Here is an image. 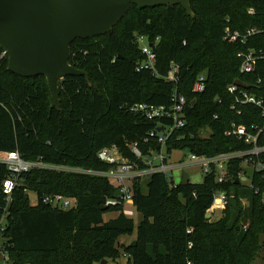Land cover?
Masks as SVG:
<instances>
[{
	"label": "trees",
	"instance_id": "16d2710c",
	"mask_svg": "<svg viewBox=\"0 0 264 264\" xmlns=\"http://www.w3.org/2000/svg\"><path fill=\"white\" fill-rule=\"evenodd\" d=\"M190 5L193 18L181 6L131 5L107 35L75 40L70 64L88 79L67 77L59 84V110L50 107L46 79L9 73L0 49V153L106 171L97 154L116 146L134 161L129 145L136 144L143 156L159 151L161 145L150 134L169 121H149L129 109L138 104L170 107L174 89L186 100V123L167 140L169 155L178 150L214 157L249 150L231 125L255 133L251 127L263 128L264 119L256 106L236 102L243 88L236 94L228 88L240 81L248 86V95L264 101V0H191ZM226 26L261 33L245 45L230 44L223 39ZM137 35L156 54L159 76L172 65L179 68L176 83L136 70L144 58ZM244 51H254L258 58L250 74L239 72L238 54ZM200 76H205V88L195 94L193 84ZM258 145L264 146V134ZM243 168L242 159L230 161L222 183L214 173L198 184L181 185L162 174L136 182L132 205L141 220L135 226L105 178L31 170L16 176L7 200L2 182L10 173L0 163V264H94L122 255L126 264H253L264 237V178L254 173L247 186L238 179ZM29 192L36 195L34 205ZM217 193L226 197L222 217L206 220ZM55 196L75 199L77 206L53 209L44 200ZM109 212L118 217L105 222ZM134 233V247L119 243Z\"/></svg>",
	"mask_w": 264,
	"mask_h": 264
},
{
	"label": "built area",
	"instance_id": "2783aa9c",
	"mask_svg": "<svg viewBox=\"0 0 264 264\" xmlns=\"http://www.w3.org/2000/svg\"><path fill=\"white\" fill-rule=\"evenodd\" d=\"M252 14L250 10L248 12ZM261 33V31L250 28L243 32L232 31L229 26H226L223 32V39L230 44L245 45L249 39ZM135 43L139 47L143 60L136 64V70H147L155 74L156 77L163 79L166 82L176 83L178 79L179 68L172 65L165 76H159L156 72V54L152 50L150 44L143 36H135ZM254 51L240 52L238 58L240 59V74H250L254 71L258 58ZM260 58V57H259ZM205 76L197 78L193 84L192 91L195 94L201 93L205 88ZM239 87L235 84L229 86L228 92L230 94H236ZM172 105L170 107L153 106L148 104H138L129 109L130 113L144 117L149 121L153 120H167L169 125L165 127L157 128V132L150 134V137H156L157 142L161 145V148L157 152H151L147 156H143L136 144L129 145L131 153L134 155L135 160L131 161L126 159L117 149L116 146H111L102 149L98 152V160L107 165L106 171H89L80 168H69L64 166H53L45 164L43 162H30L23 160L17 152L0 153V163L7 167L10 177L2 182V192L9 200L13 190L16 186V176L28 173L31 170H52L57 172L66 173H78L83 175L97 176L105 178L111 183L115 182L118 189L121 192L119 199L122 202L132 204V191L136 182H142L147 180L151 175L162 174L167 178L173 180V172H182L187 165L185 163H171L169 160V154L166 151L165 144L167 140L172 136L173 132L184 128L185 126V98L177 93L174 89L172 96ZM238 104H252L256 106L264 119V101L258 100L254 96H250L246 93L245 89L240 92V97L236 101ZM234 109V107H232ZM232 134L239 140H242L251 148L245 152H236L229 154H221L214 157L197 156L189 154L190 162L197 166L201 173L204 175L214 173L216 174V180L218 183H222L225 179L228 163L235 158L242 159L244 168H250L254 173H259L264 178V146L258 145V138L264 134V126L259 129L257 127H251L255 133H251L244 126H236L232 124ZM238 179L242 182H249L246 173L239 174ZM174 181V180H173ZM175 183V182H174ZM219 198L222 202L220 208H213L214 201ZM44 202L49 203L51 206L56 205L57 208L62 210H68L75 208L77 202L75 199H66L61 196H55L52 198H46ZM212 206L206 211L210 217L213 213L219 211L222 213L226 206V197L223 193H217L214 196ZM126 257V256H125Z\"/></svg>",
	"mask_w": 264,
	"mask_h": 264
},
{
	"label": "water",
	"instance_id": "95a60500",
	"mask_svg": "<svg viewBox=\"0 0 264 264\" xmlns=\"http://www.w3.org/2000/svg\"><path fill=\"white\" fill-rule=\"evenodd\" d=\"M191 0H0V49L7 57V70L18 77H44L51 108H60L59 84L67 77H84L85 71L70 64V46L77 40L101 37L111 32L131 5L139 9L181 6L193 18ZM237 87L248 89L240 81ZM249 180L250 168H243ZM181 185L189 175L181 172ZM121 192L116 189L114 197ZM56 209V205H52ZM105 209V208H103ZM209 220L210 216L205 215ZM135 242L131 243V247ZM106 264L107 261H101Z\"/></svg>",
	"mask_w": 264,
	"mask_h": 264
},
{
	"label": "rangeland",
	"instance_id": "374dc122",
	"mask_svg": "<svg viewBox=\"0 0 264 264\" xmlns=\"http://www.w3.org/2000/svg\"><path fill=\"white\" fill-rule=\"evenodd\" d=\"M170 162L171 163L180 162V163H185V165L188 164V166H186L185 169L182 170V171H185L189 175V183L198 184V183L202 182L203 174L201 173L200 169L197 166H194V164L190 162L189 154H187V153H185L183 151L175 150V151H173L170 154ZM172 176H173V180H174L175 183H179L180 182L181 172H178V171L177 172H173ZM142 182L144 184V181H142ZM242 183L247 185V186L249 185V182H247V181H245V182L242 181ZM111 184L113 185V187H115V188L117 187V184L115 182H113ZM28 195H29L31 204H33V205L36 204V202H37L36 195L34 193H31V192H29ZM242 203L244 204V206H246V204H247L245 201H243ZM221 205H222L221 201L219 199H217L216 203L214 201L213 208H220ZM124 206L126 207V209H125ZM124 206H123L124 209L126 211H129L128 203H125ZM132 206L130 205V207H132ZM131 210L132 211H131V214H130L131 215L130 219H132L134 221L135 226H136L140 222L141 216L138 215L133 208H131ZM114 214H116V213H113V212L106 213L105 216H104V219L106 221H110V220L115 218ZM221 217H222V213L219 212V211H216L215 213H213V216L210 217L209 220L216 221V220L220 219ZM133 237L135 238V233L132 236L121 237L119 239V243L123 244V245H127L130 242H132L131 240H132ZM262 239H263L262 240L263 244L261 245V248L258 251L257 256H256L255 261H254L253 264H264V237ZM126 262H127L126 257H124L122 255L121 258L118 259L117 261H108L106 264H126ZM94 264H102V263L98 262V263H94Z\"/></svg>",
	"mask_w": 264,
	"mask_h": 264
},
{
	"label": "crops",
	"instance_id": "0c3cea01",
	"mask_svg": "<svg viewBox=\"0 0 264 264\" xmlns=\"http://www.w3.org/2000/svg\"><path fill=\"white\" fill-rule=\"evenodd\" d=\"M169 160H170V155H169ZM124 205H125V204H124ZM128 205H129V208H128V209H129V211H126V210H125V209H126V207L124 206V207H125V209H124V207H123V213L125 214V216H127V218H130V217H131V215H130V214H131V211H132V210H131V208H133V209H134V207H133V206H132V204H130V203H128ZM130 205H131L132 207H130ZM114 215H115V218H116V217H118V214H114ZM104 216H105V215H104ZM104 216H103V219H104ZM115 218H114V219H115ZM104 221H105V222H107L105 219H104ZM133 239H134V237L132 238V240H131V241H133ZM124 257H125V256H124Z\"/></svg>",
	"mask_w": 264,
	"mask_h": 264
},
{
	"label": "bare ground",
	"instance_id": "6f19581e",
	"mask_svg": "<svg viewBox=\"0 0 264 264\" xmlns=\"http://www.w3.org/2000/svg\"><path fill=\"white\" fill-rule=\"evenodd\" d=\"M217 199H219V198H217ZM220 200V199H219ZM221 201V200H220ZM222 203V202H221Z\"/></svg>",
	"mask_w": 264,
	"mask_h": 264
}]
</instances>
